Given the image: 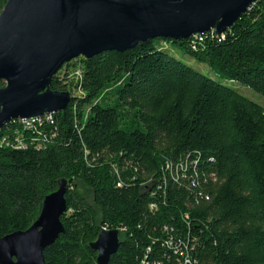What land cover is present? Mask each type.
<instances>
[{
    "label": "trees",
    "instance_id": "1",
    "mask_svg": "<svg viewBox=\"0 0 264 264\" xmlns=\"http://www.w3.org/2000/svg\"><path fill=\"white\" fill-rule=\"evenodd\" d=\"M195 36L73 58L50 81L70 96L63 111L0 129V238L29 228L65 179L45 264H96L103 228L120 236L108 264H264V107L167 52L264 97V0Z\"/></svg>",
    "mask_w": 264,
    "mask_h": 264
},
{
    "label": "water",
    "instance_id": "2",
    "mask_svg": "<svg viewBox=\"0 0 264 264\" xmlns=\"http://www.w3.org/2000/svg\"><path fill=\"white\" fill-rule=\"evenodd\" d=\"M256 0H7L0 12V129L14 119L63 111L70 96L50 81L73 58L123 51L154 38L188 39L227 30ZM67 181L46 195L32 225L0 238V264H45L43 251L64 227ZM119 230L89 244L108 264Z\"/></svg>",
    "mask_w": 264,
    "mask_h": 264
},
{
    "label": "rangeland",
    "instance_id": "3",
    "mask_svg": "<svg viewBox=\"0 0 264 264\" xmlns=\"http://www.w3.org/2000/svg\"><path fill=\"white\" fill-rule=\"evenodd\" d=\"M215 32V31H214ZM216 33V32H215ZM218 34V33H217ZM221 34V33H220ZM162 46L164 47V45L162 44ZM166 46V45H165ZM167 47V46H166ZM167 52L170 53L171 55H173L174 57H176L177 59H180L181 61L185 62L187 65H189L190 67H192L193 69L199 71L200 73L208 76V77H211L213 79H216L218 82H221V83H224L230 87H233V88H236L241 94H243L244 96H246L247 98L255 101L256 103H259L261 106L264 107V97H262L261 95H259L258 93L252 91L251 89L249 88H245V87H242V86H239L237 85L236 83H233V82H229L227 80H222L220 79L217 75H215L211 70L210 68L204 64V63H199V62H196L194 61L193 59L187 57L186 55H183L180 51L174 49L172 46H169L167 48ZM76 94V93H75ZM44 114H47V113H44ZM54 114V113H52ZM43 115V114H42ZM39 117V116H38ZM21 120V118H18L17 120ZM16 120V119H14ZM7 124V123H6ZM26 131H29L27 129V127L25 128ZM83 191V194L85 195V197L88 199V200H91V194L88 190L86 189H82ZM184 264V263H182Z\"/></svg>",
    "mask_w": 264,
    "mask_h": 264
},
{
    "label": "built area",
    "instance_id": "4",
    "mask_svg": "<svg viewBox=\"0 0 264 264\" xmlns=\"http://www.w3.org/2000/svg\"><path fill=\"white\" fill-rule=\"evenodd\" d=\"M214 31V30H213ZM203 35V34H202ZM202 35L200 34H196L195 37H201ZM53 114L52 113H47V114H43L41 116L38 117V124H31V118L29 119H26V123H27V126H32V128L35 127V125H42L44 121H49L51 119V116ZM8 138H4L3 141H1L0 144L4 143V144H8ZM16 148H21V147H24V145L22 144V142L19 140V138L15 139V143L13 144ZM154 205L151 204L150 207H153ZM105 229V228H103ZM144 264V263H142ZM160 264V263H158ZM184 264H191L189 261L185 260V263Z\"/></svg>",
    "mask_w": 264,
    "mask_h": 264
},
{
    "label": "bare ground",
    "instance_id": "5",
    "mask_svg": "<svg viewBox=\"0 0 264 264\" xmlns=\"http://www.w3.org/2000/svg\"><path fill=\"white\" fill-rule=\"evenodd\" d=\"M26 125V119H21ZM35 120H38V117H34V118H31V122L35 121Z\"/></svg>",
    "mask_w": 264,
    "mask_h": 264
}]
</instances>
